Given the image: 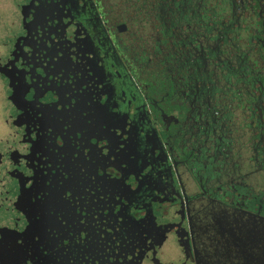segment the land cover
Returning <instances> with one entry per match:
<instances>
[{
  "label": "flooded vegetation",
  "instance_id": "1",
  "mask_svg": "<svg viewBox=\"0 0 264 264\" xmlns=\"http://www.w3.org/2000/svg\"><path fill=\"white\" fill-rule=\"evenodd\" d=\"M0 39V264H264V0H0Z\"/></svg>",
  "mask_w": 264,
  "mask_h": 264
},
{
  "label": "trees",
  "instance_id": "2",
  "mask_svg": "<svg viewBox=\"0 0 264 264\" xmlns=\"http://www.w3.org/2000/svg\"><path fill=\"white\" fill-rule=\"evenodd\" d=\"M168 2H173L176 3V0H167ZM210 6V5H208ZM160 8L162 10H160ZM191 8H187L186 10H181V11H176L175 8L173 7H168V8H163V7H157L156 8V16L160 19H164L165 21V16L167 14L168 16V21L171 23H174L175 25L180 21L181 23H184V25H191V23L199 21H205V25H207V28L199 33L200 36H204L206 39L208 38V34L214 27L219 30L220 26L219 23L222 20V17H226L224 13L226 12V8L224 7H219V8H214L212 11H209L208 9H201L198 8L195 13H192L190 10ZM179 12V13H178ZM209 16H211L214 19H210ZM216 31V30H215ZM202 34V35H201ZM217 37L213 40L216 41ZM212 42V43H213ZM206 44V42H203ZM205 46V45H204ZM160 60H163L165 67L162 68V71L165 72V75H170L175 71V64L171 61H167L164 57H160Z\"/></svg>",
  "mask_w": 264,
  "mask_h": 264
},
{
  "label": "rangeland",
  "instance_id": "3",
  "mask_svg": "<svg viewBox=\"0 0 264 264\" xmlns=\"http://www.w3.org/2000/svg\"><path fill=\"white\" fill-rule=\"evenodd\" d=\"M0 42H1V39H0ZM155 90L156 89L152 87L149 90V94H147V92H146V94H147L146 97H148L150 102H151V99H153V101H155L159 105L161 111H162V109H164V111L166 113H169L170 110L166 104L167 98L164 99L163 96L159 95L160 91L159 90L155 91ZM156 110H158V108H156ZM156 110L154 109V111H156ZM165 128H166V132L169 133L170 128L169 129H168V127H165ZM179 156H180L179 158H181V160L184 159V156L182 154H180ZM180 175L182 177L183 184H184V187H185L187 194L191 197H194L201 188V185H200L201 181H200L199 176H197V178H194L193 175H191L187 170H185L183 168H182Z\"/></svg>",
  "mask_w": 264,
  "mask_h": 264
}]
</instances>
